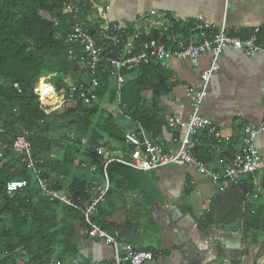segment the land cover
I'll return each instance as SVG.
<instances>
[{
    "label": "trees",
    "instance_id": "trees-1",
    "mask_svg": "<svg viewBox=\"0 0 264 264\" xmlns=\"http://www.w3.org/2000/svg\"><path fill=\"white\" fill-rule=\"evenodd\" d=\"M67 1L0 0V264H46L50 259L70 264L80 253L75 227L85 225L83 209L93 200L88 184L104 178L106 160L94 149L85 151L81 140L86 139L93 148L124 150L127 132L141 138L137 129L142 128L156 136L168 121L155 108V100L170 92L172 75L155 60L132 72L123 71L127 81L120 104L122 113L108 111L104 101L86 106L78 99L68 100L72 91L78 95L82 88L89 92L93 88L85 83L89 74L87 68L81 67L79 53L77 60H70L64 43L76 23L64 14ZM91 11L92 7H85L78 21L100 41V26L88 20ZM166 18L171 23L166 32L151 29L149 33H138L134 28L128 29L126 35L137 37L138 52L139 45L150 39L177 47L175 36L189 37V27L170 16ZM261 38L264 40V29ZM77 72L82 76L75 83ZM97 78V94L101 100L108 97L110 102H116L109 64L100 66ZM42 83L54 84L61 98L60 106L49 107V114L43 111L34 93ZM146 91L152 94V105L144 98ZM67 133L73 134L75 140H70ZM21 136L32 144L34 157L55 155L39 164V179L15 152V144ZM211 153L209 144L195 150V156L206 163ZM227 154L228 151H224L222 155ZM233 158L230 154L229 160ZM92 166L96 167L94 172ZM136 172L139 171L111 163L107 167L111 186L106 200L114 190L125 189L127 177ZM13 180H26L28 186L10 195L6 185ZM40 180L52 189L67 190L73 196L74 205L44 197ZM102 206L99 205L94 221L108 231L106 224L100 221ZM250 212L249 209L247 215H251ZM212 224L213 216L209 213L201 218L200 229L207 233ZM263 228L262 219L246 220L245 242L257 245L256 233Z\"/></svg>",
    "mask_w": 264,
    "mask_h": 264
},
{
    "label": "crops",
    "instance_id": "crops-1",
    "mask_svg": "<svg viewBox=\"0 0 264 264\" xmlns=\"http://www.w3.org/2000/svg\"><path fill=\"white\" fill-rule=\"evenodd\" d=\"M97 5L102 10L99 12L104 20L101 21L100 16L97 18L98 11L95 7H92L88 20L95 26H100L101 32L109 25L125 28L126 32L130 28L136 29L138 33H149L151 29L169 31L171 24L160 22L156 14L170 16L185 27L195 25L199 17H203L215 31L226 23L233 34L246 35L255 28L264 29V0H100ZM188 35L187 39H181L179 36L175 38L186 42L191 37L190 33ZM210 62V55L201 58L198 68L188 61L169 62V69L166 71L172 75L173 87L170 92L155 100V108L166 121L173 115L183 119L191 115L192 105L188 88H201V74L209 67ZM81 67L86 68L83 64ZM74 75L75 83H78L81 72ZM88 80L89 75L85 83ZM112 82L116 94L114 77ZM143 95L147 103L152 105L151 92L146 91ZM98 101H104L108 111L118 112L117 94L116 102H110L108 97L102 100L99 97ZM202 113L214 121L224 135L233 140L232 144L225 145L220 153H211L212 157L207 161L210 170L220 171L223 165L230 162L229 155L234 156L240 150L244 126L253 123L264 127V56L247 57L238 51L227 49L220 59V68L210 83ZM167 124L156 136L142 128L137 129L141 130V133H137L141 135L142 141L170 149L173 147L175 131ZM256 146L264 158V131L258 136ZM126 147L124 150L106 147L107 156L125 157L130 151L128 145ZM224 151H228L226 156L222 155ZM258 175L261 176V173ZM127 178L125 189L114 190L102 203L100 221L108 227L109 232L106 231L122 244L130 245L136 250L162 252V256L146 264H242L244 256H252L257 261L264 255V228L256 233L257 245L252 246L244 240L246 220H264V192L256 191L251 177H245L236 185L238 188H244L248 195L243 206L242 221L233 223L228 230L237 232L241 229L242 247L246 252L244 256H237L238 260L232 262L231 249L227 248L225 252L220 250L216 243H207L208 233L200 229L201 218L209 213L214 217L217 195L231 184H216L209 175L185 166L139 171ZM94 182L105 185V178ZM262 182L264 184V177ZM249 209L251 215H247ZM97 224L101 227L99 222ZM75 228L80 253L70 260V264H73L71 261L74 259L79 260L81 264H102L111 259V245L89 237L85 225L77 224ZM208 244L211 250L204 256V261H200L198 258L202 259L203 255L199 254L207 250ZM223 253H226L228 258L221 256ZM56 263L62 264L57 261Z\"/></svg>",
    "mask_w": 264,
    "mask_h": 264
},
{
    "label": "built area",
    "instance_id": "built-area-1",
    "mask_svg": "<svg viewBox=\"0 0 264 264\" xmlns=\"http://www.w3.org/2000/svg\"><path fill=\"white\" fill-rule=\"evenodd\" d=\"M85 7H95L99 14L102 10L96 4V0H68L64 7V14L72 17L76 23L71 31L64 38V43L68 47L70 60L78 59L79 53L82 64L87 68L89 74V85L93 88L92 92L82 88L78 95L73 91L69 95V101L80 100L84 105L90 106L98 101L97 88L99 80L97 78L101 65L109 64L111 75L116 81V94L119 97L118 112L122 113L120 108L121 95L123 87L126 84L127 77L123 71L132 72L142 64H149L155 60L160 63L165 70L169 69V62L172 60H181L190 62L195 68L200 66L201 58L204 55H210L211 62L201 74V88L195 90L188 88V95L191 100L192 112L187 119L178 115L168 118L167 125L175 131V137L172 140L173 147L166 149L160 145L142 141L135 133L127 132L125 134L126 145L130 151L125 157L111 158L107 156L105 147L93 148L86 139L81 140L82 148L85 151L93 150L100 156L105 157L104 178L105 185L97 182H89L88 191L92 194L93 200L85 204L83 209L87 235L93 239L105 241L113 248L111 259L102 264H146L154 261L162 252H152L136 250L130 245L122 244L114 236L101 228L94 222V217L98 212V207L102 204L110 190V180L107 174V167L117 162L130 169L142 172L155 171L168 166H185L196 169L201 173L210 176L214 183L239 184L245 177H251V183L258 193L264 192V158L260 155L256 140L264 131L262 125L249 123L244 126L242 145L240 150L234 155V158L223 165L220 171H212L208 163L195 156L197 148H203L210 145L213 154L220 153L225 145L232 144L230 136L224 135L218 125L206 118L202 113V107L213 76L220 68V59L227 49L238 51L247 57L256 55L264 56V40L261 38L262 28L258 27L251 30L247 35L233 34L223 23L216 31L211 24L199 17L195 25L189 26L191 37L188 41H178L177 47L167 46L155 39L142 42L137 50L136 36L126 35L125 28L116 25L113 28L109 25L102 32V39L99 42L91 35L90 30L78 17ZM100 10V12H99ZM160 22L171 24L164 15L156 14ZM17 87V85H16ZM34 93L38 96L40 106L46 114H49V107L60 106L61 98L57 88L52 83H42ZM70 140L75 137L67 133ZM15 152L22 157V162L32 169L39 179V164L55 157L50 154L47 157H34L33 147L25 136L19 137ZM2 149L0 146V158ZM95 171L96 167L92 166ZM261 173V176L258 174ZM41 192L44 197L53 201L59 200L66 205L73 206V196L62 189H52L46 182L40 180ZM28 186L26 180H13L7 183L6 192L14 194ZM223 190V189H222ZM73 264H81L77 259L71 261ZM46 264H58L55 260H47Z\"/></svg>",
    "mask_w": 264,
    "mask_h": 264
},
{
    "label": "water",
    "instance_id": "water-1",
    "mask_svg": "<svg viewBox=\"0 0 264 264\" xmlns=\"http://www.w3.org/2000/svg\"><path fill=\"white\" fill-rule=\"evenodd\" d=\"M141 133V130H137ZM248 192L244 188H238L236 185L231 184L229 187L223 189L217 195L216 209L213 217V224L211 229L207 232L209 241L207 243H216L220 250L227 252V248H230L233 256L232 261H237V256H244L246 250L242 247L243 245V233L241 229L237 232L228 230V228L236 222H241L244 214L243 206L245 204ZM211 250L210 244L203 253L200 261H204L203 258ZM219 254V252H218ZM217 254V255H218ZM226 256V253L221 254ZM228 258V257H227ZM242 264H264V255L257 261L252 256H244Z\"/></svg>",
    "mask_w": 264,
    "mask_h": 264
},
{
    "label": "rangeland",
    "instance_id": "rangeland-1",
    "mask_svg": "<svg viewBox=\"0 0 264 264\" xmlns=\"http://www.w3.org/2000/svg\"><path fill=\"white\" fill-rule=\"evenodd\" d=\"M99 2H100V0H96V4H98ZM96 16H97V18H98V16H100L101 21L104 20L103 17H102V15H101L100 13H99V14L97 13ZM96 16H95V17H96ZM95 17H94V20L96 21V23H98L97 18H95ZM95 21H94V22H95ZM15 145H16V144H15ZM113 153H116V152L113 151ZM116 154H117V153H116ZM116 154H115V155H116Z\"/></svg>",
    "mask_w": 264,
    "mask_h": 264
}]
</instances>
